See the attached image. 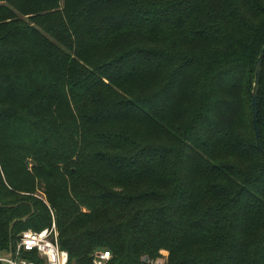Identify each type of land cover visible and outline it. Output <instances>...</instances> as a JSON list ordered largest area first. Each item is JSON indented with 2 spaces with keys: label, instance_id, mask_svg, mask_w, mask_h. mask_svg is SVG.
<instances>
[{
  "label": "trees",
  "instance_id": "obj_1",
  "mask_svg": "<svg viewBox=\"0 0 264 264\" xmlns=\"http://www.w3.org/2000/svg\"><path fill=\"white\" fill-rule=\"evenodd\" d=\"M263 48L264 0H0V250L53 211L73 264H264Z\"/></svg>",
  "mask_w": 264,
  "mask_h": 264
},
{
  "label": "built area",
  "instance_id": "obj_2",
  "mask_svg": "<svg viewBox=\"0 0 264 264\" xmlns=\"http://www.w3.org/2000/svg\"><path fill=\"white\" fill-rule=\"evenodd\" d=\"M59 234L55 227L42 231L28 230L22 233L15 248L0 250V264H73L67 251L59 246ZM98 251L93 255V264H109L112 255ZM111 254V253H110ZM162 258L147 264H163Z\"/></svg>",
  "mask_w": 264,
  "mask_h": 264
},
{
  "label": "rangeland",
  "instance_id": "obj_3",
  "mask_svg": "<svg viewBox=\"0 0 264 264\" xmlns=\"http://www.w3.org/2000/svg\"><path fill=\"white\" fill-rule=\"evenodd\" d=\"M14 11L17 12V17L18 18L20 17L23 20L28 21V22H29V20L31 18L32 25L33 26L36 25L34 22H32V19H33V17L35 15L25 16V15L19 13L17 10H14ZM163 38H164V36H162V37H156V36H153V35L146 36L145 32L142 31L141 34H140V39L137 40V43L134 46V48H136V49L144 48V49H149V50H159V49L160 50H166V48H165L166 44L164 43V39ZM100 50H101V53L104 52V55L111 56L112 55V50H114V49H106V48H104L103 50L102 49H100ZM14 138H15V141L17 143L24 145V143H23L24 142V138H25L24 131L16 132ZM28 168H29L28 169L29 171H31L32 168H33V163L31 161L29 162V167ZM28 195H31V194H26V196H28ZM32 196H34V197L38 198L39 200L43 201L44 203L48 204V198H47V195L45 193V184L44 183L38 187L37 192L35 194H33ZM51 212L53 214V220H54L53 225H52L51 228L55 227L56 230L58 231L57 225H56V215H54L53 211H51ZM32 231H35V230H32ZM96 251H105V250L98 249ZM160 255H161L160 258H162L161 260H162L163 264H167L168 260H169L170 253L167 250H161L160 251ZM142 260H145V256L142 257Z\"/></svg>",
  "mask_w": 264,
  "mask_h": 264
},
{
  "label": "water",
  "instance_id": "obj_4",
  "mask_svg": "<svg viewBox=\"0 0 264 264\" xmlns=\"http://www.w3.org/2000/svg\"><path fill=\"white\" fill-rule=\"evenodd\" d=\"M264 63V48L255 64V82L252 91V109H253V124L257 140V146L264 155V148L261 143V134L259 127V92L261 88L262 69ZM29 165V162L27 163Z\"/></svg>",
  "mask_w": 264,
  "mask_h": 264
},
{
  "label": "snow or ice",
  "instance_id": "obj_5",
  "mask_svg": "<svg viewBox=\"0 0 264 264\" xmlns=\"http://www.w3.org/2000/svg\"><path fill=\"white\" fill-rule=\"evenodd\" d=\"M105 255H106V256H110L111 254H110V253H106Z\"/></svg>",
  "mask_w": 264,
  "mask_h": 264
}]
</instances>
